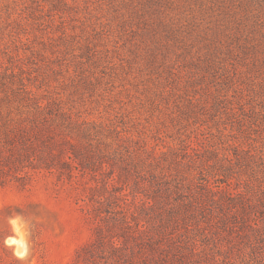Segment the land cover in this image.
Returning <instances> with one entry per match:
<instances>
[{
    "label": "rangeland",
    "instance_id": "rangeland-1",
    "mask_svg": "<svg viewBox=\"0 0 264 264\" xmlns=\"http://www.w3.org/2000/svg\"><path fill=\"white\" fill-rule=\"evenodd\" d=\"M19 78L111 123L130 148L187 150L184 161L209 171L231 159L233 191L262 188L264 0H0V85ZM82 182L45 172L0 184V256H14L3 240L19 216L31 241L23 264H73L92 239L95 182Z\"/></svg>",
    "mask_w": 264,
    "mask_h": 264
},
{
    "label": "trees",
    "instance_id": "trees-1",
    "mask_svg": "<svg viewBox=\"0 0 264 264\" xmlns=\"http://www.w3.org/2000/svg\"><path fill=\"white\" fill-rule=\"evenodd\" d=\"M0 88V184L45 172L95 182L85 213L92 239L73 264H264V180L255 198L233 191L231 159L209 171L205 160L184 161L187 150L168 159L146 143L130 148L117 127L60 95L21 78ZM126 188L137 210L127 207ZM9 261L23 264L0 256Z\"/></svg>",
    "mask_w": 264,
    "mask_h": 264
},
{
    "label": "clouds",
    "instance_id": "clouds-1",
    "mask_svg": "<svg viewBox=\"0 0 264 264\" xmlns=\"http://www.w3.org/2000/svg\"><path fill=\"white\" fill-rule=\"evenodd\" d=\"M9 223L12 226L13 235L4 238L3 245L12 250V254L20 261H25L30 255V233L28 226L22 222L21 217L11 218ZM34 264V262H33Z\"/></svg>",
    "mask_w": 264,
    "mask_h": 264
}]
</instances>
